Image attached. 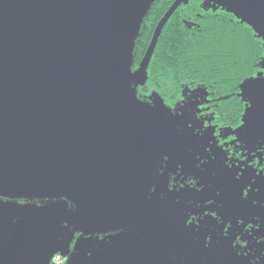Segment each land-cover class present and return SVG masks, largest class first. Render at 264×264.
I'll list each match as a JSON object with an SVG mask.
<instances>
[{"label": "water", "instance_id": "obj_1", "mask_svg": "<svg viewBox=\"0 0 264 264\" xmlns=\"http://www.w3.org/2000/svg\"><path fill=\"white\" fill-rule=\"evenodd\" d=\"M156 1L0 0V198L69 202L72 210L48 214L70 227L66 248L77 234L123 229L167 241L145 197L161 149L221 194L234 192L197 169L167 114L138 96L165 26L189 0H175L133 70L135 42ZM257 2L206 0L264 41V5ZM246 205L264 215V208ZM41 232L35 235L58 243ZM26 239L13 257L46 250L41 238L34 237L35 249ZM85 253L84 262L94 264L96 253Z\"/></svg>", "mask_w": 264, "mask_h": 264}, {"label": "flooded vegetation", "instance_id": "obj_2", "mask_svg": "<svg viewBox=\"0 0 264 264\" xmlns=\"http://www.w3.org/2000/svg\"><path fill=\"white\" fill-rule=\"evenodd\" d=\"M257 3L264 5V0H258ZM228 14L235 17L231 13ZM238 20L246 25L242 19ZM207 99V112L211 113L212 123L217 131L242 126V118L247 108L245 101L243 117L236 119L235 125H223L217 123V112L212 109L208 93ZM142 100L150 103L147 98ZM242 152L244 151L240 146H230L228 154L243 160ZM257 153H261V158L264 159V128L262 141L258 144L255 155ZM188 157L197 169L223 180L234 192L221 194L210 184L200 181L191 167L176 162L170 158L166 149H161L145 197L155 208L167 241L163 236L150 238L142 232L123 229L93 237L77 234L66 248L67 238L62 242L58 241L54 246L47 235L39 237L32 230L25 243L35 249L38 245L34 237L41 238L39 241L45 242L43 246L46 251L52 258L60 256L63 264H86L85 251L96 253L94 264H108L109 256L112 258V264H264V215L252 211L246 205L249 203L264 208V197L251 200L247 186L245 190L241 186H234L199 165L189 154ZM252 161L248 164L253 168L261 162L259 159ZM262 179L264 181V173ZM202 192L204 193L199 196ZM40 206L37 212L43 218L59 208L66 211L73 208L66 200L58 204L43 203ZM22 247L26 248L25 245ZM59 252L67 254V257H62ZM87 255L91 257L88 253Z\"/></svg>", "mask_w": 264, "mask_h": 264}, {"label": "trees", "instance_id": "obj_3", "mask_svg": "<svg viewBox=\"0 0 264 264\" xmlns=\"http://www.w3.org/2000/svg\"><path fill=\"white\" fill-rule=\"evenodd\" d=\"M174 2L157 0L152 5L135 42L133 70L139 68L158 23ZM202 2L189 0L169 20L138 96L149 101L158 96L174 109L186 91L205 88L217 123L235 125L245 112L243 84L264 68V41L236 17Z\"/></svg>", "mask_w": 264, "mask_h": 264}, {"label": "rangeland", "instance_id": "obj_4", "mask_svg": "<svg viewBox=\"0 0 264 264\" xmlns=\"http://www.w3.org/2000/svg\"><path fill=\"white\" fill-rule=\"evenodd\" d=\"M241 95L244 99L247 93L242 89ZM150 103L167 114L181 134L185 148L194 161L234 186H241L244 190L247 186L251 200L264 197V159L261 158V153L255 155L258 144L262 141L263 127L259 120L257 123L248 122L247 108L241 127L217 131L212 123L211 113L207 112L208 99L205 88L186 91L183 101L174 109L167 107L158 96L151 98ZM230 146H240L244 151V159L228 154ZM258 159L261 162L257 163L255 168L248 164L251 160ZM248 183L250 185H247ZM61 201H19L0 198V264L10 262L18 243L29 237L32 229L36 233H47L60 242L68 237V225L57 224L54 216L43 218L37 212L43 203L58 204ZM52 259L46 250H37V253L27 250L19 257L14 256L12 264H52Z\"/></svg>", "mask_w": 264, "mask_h": 264}, {"label": "snow or ice", "instance_id": "obj_5", "mask_svg": "<svg viewBox=\"0 0 264 264\" xmlns=\"http://www.w3.org/2000/svg\"><path fill=\"white\" fill-rule=\"evenodd\" d=\"M243 90L247 93L244 99L247 104L248 122L250 124L257 123L258 120L264 118V112L261 111L260 95L261 92H264V68L260 73L247 79V82L243 84Z\"/></svg>", "mask_w": 264, "mask_h": 264}, {"label": "built area", "instance_id": "obj_6", "mask_svg": "<svg viewBox=\"0 0 264 264\" xmlns=\"http://www.w3.org/2000/svg\"><path fill=\"white\" fill-rule=\"evenodd\" d=\"M52 264H63L62 258L60 256H55L52 260Z\"/></svg>", "mask_w": 264, "mask_h": 264}]
</instances>
